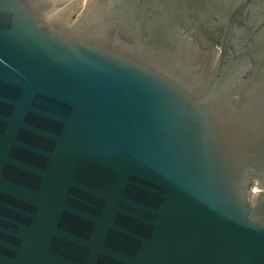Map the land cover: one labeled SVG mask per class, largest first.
I'll use <instances>...</instances> for the list:
<instances>
[{"label":"water","instance_id":"obj_1","mask_svg":"<svg viewBox=\"0 0 264 264\" xmlns=\"http://www.w3.org/2000/svg\"><path fill=\"white\" fill-rule=\"evenodd\" d=\"M0 264H264V0H0Z\"/></svg>","mask_w":264,"mask_h":264}]
</instances>
